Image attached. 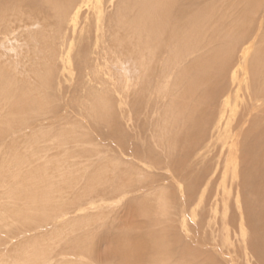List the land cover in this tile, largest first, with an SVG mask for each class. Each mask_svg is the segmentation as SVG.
<instances>
[{
    "label": "rangeland",
    "instance_id": "rangeland-1",
    "mask_svg": "<svg viewBox=\"0 0 264 264\" xmlns=\"http://www.w3.org/2000/svg\"><path fill=\"white\" fill-rule=\"evenodd\" d=\"M31 1L0 5L12 24L9 30L0 27V259L123 264L124 257H141L138 250L144 247L143 260L161 264L165 259L157 254L153 241L161 236L173 254L169 264H257L242 243L236 185L227 194L226 205L221 195L217 197V208L209 197L221 184L220 178L205 200H201L203 187L191 196L188 191L195 174L213 169L210 138L189 159L184 147L169 158L165 140L179 132L180 116L188 110H184L190 103L184 99V87L192 75V61L206 56L213 60L244 35L245 42L237 43L234 65H244L239 59L245 51L248 65L264 66V0H173L174 13L179 9L212 18L213 31L200 37L198 50L181 60V52L169 55L164 46L159 54L144 43L143 53L152 62L149 57L143 61L137 52H125L121 63L115 53L119 48L112 53L110 41L115 32L124 34L123 27L134 35L147 22V15L137 10L138 0H102L101 16L91 0L80 9L75 31L71 24L66 26L74 9L66 12L63 25L56 17L55 9L66 6V0H40L41 12L32 9L33 17H24L29 11L24 2ZM150 26L152 31L155 24ZM150 34L148 42L154 45L160 39ZM186 40L192 37L183 44ZM165 124L170 125L166 135ZM250 127L247 123L244 130ZM170 164L181 179L172 178ZM218 168L220 176L223 167ZM232 170L233 164L229 180ZM38 174H43L42 182L37 181ZM59 175H65L66 181L57 182ZM36 182L42 189L33 188ZM65 182L67 189L61 187ZM35 190L46 204L37 214L38 204L28 196ZM20 215H24L21 221ZM119 236H132L135 241L143 237L144 243L135 242L130 249L128 244L116 246Z\"/></svg>",
    "mask_w": 264,
    "mask_h": 264
},
{
    "label": "bare ground",
    "instance_id": "bare-ground-1",
    "mask_svg": "<svg viewBox=\"0 0 264 264\" xmlns=\"http://www.w3.org/2000/svg\"><path fill=\"white\" fill-rule=\"evenodd\" d=\"M16 1L18 0H0V5H2V3H5L4 6L7 7L8 4H12L13 2H16ZM42 1H45V0H42ZM42 1L32 0L30 4H27L26 2H24V4L27 5V7H29V11L26 12V15L24 17H26L27 15L32 16V12L30 14V11L32 9H35V11L41 12V9L43 8ZM49 1L50 0H48V2ZM66 1H67L65 2L66 6L55 9L56 17H58V20L61 21L59 22V24L63 25V23H66L64 22L66 20V15H67L66 12L71 9H74L73 10L74 18L72 19V21H67L66 26L71 24L75 31L79 23L78 16L80 13V9L83 8V6H86L87 3H90L91 0H66ZM95 2H96V7L98 9V14L101 16L103 14L102 12L103 1L95 0ZM137 2H138L137 10L139 12L141 11L140 12L141 14L147 15V19H146L147 22H145V24L141 28H138L139 31H136L137 28L134 27L133 30L136 28L135 29L136 33L134 35L131 34L133 32L131 33L129 32L130 34H128V31L130 29H126L125 27H123L124 34L119 33V31L115 32L112 38L113 40L110 41L111 44L109 43L111 46L109 47L113 51L112 53L115 52L114 48L115 49L119 48V51L115 52L119 54L120 56V57L118 56V59H117L119 63H121L120 60H122L121 54L125 52L127 53L133 52L134 54L138 53L137 55L140 58L142 57L143 61H145L149 56L143 53L146 50L145 47H144L145 50L142 49V46H144V43L145 45L147 43V45L150 46L148 47L149 49L154 48L157 52L163 51V48L165 46L164 50L167 48L168 50L167 49L166 50L169 55L170 54L173 55L175 53V50L177 52L183 53L184 54L183 59H181L182 57L179 59L177 58L176 63L177 62L179 63L180 59L187 60L195 51L198 50V46L200 45L198 41L200 37H202L203 35L207 36L210 33V30L211 32L213 31L212 18L210 16L201 17L199 14L200 12L198 14H192L188 11H185V10L182 11L179 9H177L176 12L174 13L175 9L174 11L172 10L173 7L175 6L173 4V0H160L158 2H156L155 0H138ZM21 6H23V3L21 4ZM2 11H0L1 12L0 25L3 22H4V25L3 27L2 26L0 27L5 30H9L10 27L12 28V26H10L12 24L8 23V21L6 20V17L3 16ZM247 13L250 14V12H247ZM34 15L36 16V14ZM93 15L94 13L92 14V16ZM68 16H69V13H68ZM21 19H22V16H21ZM101 23H102V20H101ZM153 23L155 24V26L152 29L153 31L152 32L150 31L151 29L150 25L153 26L154 25ZM99 24L97 25L99 26ZM160 25L162 27L157 29L156 27ZM60 30L61 29L59 28V31ZM10 31L12 30L10 29ZM168 31H169V34H168ZM150 33H153V34L156 33V35H158L160 39L159 41H156L154 45L152 44L150 45L148 42L151 36ZM65 34H67V31ZM57 36H56V39H57ZM191 37H192L191 41L186 40V42L183 44V40H185L186 38H191ZM177 40H179L178 43L176 42ZM179 42L182 44L181 46ZM242 42H245L244 35L238 36L234 40L233 46H229V48H226L224 53H217L213 57V60L210 58H206L207 57L206 56L205 58L200 59L199 61H195V60L192 61V65H193V68L191 69L192 75L189 78L187 77V82L184 87L186 88L185 93L187 94V98L185 97V95H184L185 98L183 97L184 99H188L191 104L189 103V105L185 107L184 110L188 109L187 112L184 111L181 115L182 117L180 116L181 125L179 124V120L177 119L178 120L177 123L180 125L179 132L174 134L173 137L171 136L170 140L166 139L165 141H166V144L169 145V153L167 154L169 158L171 157L173 158V154L177 150V148L182 149V147H184V149L186 150L183 151L182 149V152L184 156L186 155V157L189 159V157L191 158V155H190L191 152L194 149H196L200 143L206 140V138L208 137L210 138L211 140L210 144L213 145V152H211V160L214 161V164H213L214 166L211 167V169L212 168L213 169L211 171L210 170L207 172L205 171L203 174H200L197 176L195 174V178L193 177L194 180L192 182L194 184L193 188L191 187L192 184L190 187H188V191L189 192L192 191V193L191 194L189 193V194L191 196L194 192L195 193L197 192V190L199 189V188L197 189V187H203V190L201 193L202 194L201 200L203 199L205 200V198H207V194H210V192H213L211 189V186H213L215 183H217L221 179L222 180L221 184L217 186L215 190V194L209 197V198L214 199V203L217 208L218 202L220 201L217 199V197L221 195L222 197L221 200L226 205L229 201L228 195L232 193V190H234V186L236 185L237 187L236 205L238 206V210L240 213L241 226H242V232H240V234L242 235V243L244 245V249L245 251H249V253L256 260L257 264H264V76H263L264 74H262L264 73V66L263 65L262 66L261 65H248L246 62L247 53H245L244 50H243L244 51L243 56H241V58L239 59V62L240 60H242V63H244V65H234L235 52H236V49H238L237 43L242 44ZM229 43H232V42L230 41ZM166 45H169V47H166ZM151 53L155 54V51H151ZM159 54H161V52ZM206 54L207 53H205V55ZM149 55H150V52H149ZM220 56L222 59L218 58ZM99 57H101L100 54H99ZM151 58L149 57V61L152 62ZM122 62L124 63V61ZM259 79L261 81H258ZM177 80L180 83L181 78L179 77L177 78ZM182 95L183 93L181 92V97ZM247 123L250 124L251 127L245 131L244 127L246 126ZM169 126L166 125L164 127V130L166 131L164 133L165 135L166 133H168L167 131H170ZM198 155L200 156V154ZM231 164H233V170H232L233 176L229 180L228 178L229 176L227 174H228V170ZM168 166L171 169H173V174L171 173L172 178L181 179L180 178L181 174H178V169L175 168L174 165H171V164ZM220 166H222L223 168L221 171L222 175L219 176L218 167ZM53 169L57 170L58 168L56 169V167H53ZM182 169L180 172L185 173V176L187 175L189 177L190 174L183 172ZM184 170L186 169L184 168ZM191 172H194V171H191ZM35 174L37 175V173ZM191 176H194V173ZM216 177H218V180ZM42 178L44 179V176L43 174H40L39 177H37V181L40 180V182H42L41 180ZM24 180H22V182H25ZM58 180L61 182L63 180L66 181V176L59 175L56 181L58 182ZM65 184L66 182L62 186L61 185L60 186L67 189V185ZM239 184H240V192L238 189ZM41 185H42L41 183L40 184L37 183V185H35L33 188L42 189ZM42 195H43L42 193L36 192V190L34 191V194L28 195L32 197V200L35 199L33 203L36 202V204H38L35 214H37V212L38 213L41 212L42 210L41 205H43V208L46 205L45 202L44 203L41 202ZM240 195H241V198H240ZM51 203H52V199H51ZM64 211L65 210H60V213ZM215 213L216 212L214 211V215ZM23 217L24 215H20L18 219L21 221L23 220ZM225 222H226V219H224L223 223L225 224ZM138 238L139 239L135 241V239L132 238V236L130 237L119 236L115 244L116 246L117 244L118 245L128 244V248H129V246H132V244L133 243L135 244V242L138 244H140V242L144 243L143 237H138ZM165 240L167 241L166 238L164 237L162 238L161 236L159 237V239L156 238V236L153 237L154 245L156 247L155 250L157 254L163 260L165 259L163 262H161V264H169V261L172 260L171 257L173 255L171 253V249L169 248V244ZM122 247L123 246H121L120 249H123ZM187 248L189 249L191 248V246ZM142 249H144V247L139 248L138 250V252L141 251V254H143L141 257L140 255L136 256L137 258L130 257V260H128V257H124L125 260H122V261H126V262H123V264H126V263H129V264H144L145 263L147 264V262L143 260L144 254L146 253V251ZM198 251H199V248H198ZM198 251L196 253H198ZM200 251H204V250L200 249ZM175 255L176 254L174 253V256ZM48 257H44L45 262L46 261L49 262L48 259L50 257L49 258ZM181 257H182V254H181ZM34 261H37V259L35 258ZM127 261H130V262H127ZM155 261L156 260H153L152 262H150V264H154ZM32 262L30 260V262L11 263V262H8V260L6 259L5 260L0 259V264H33L34 262L33 263ZM189 263L192 264V262H189ZM66 264H69V263L66 262Z\"/></svg>",
    "mask_w": 264,
    "mask_h": 264
}]
</instances>
